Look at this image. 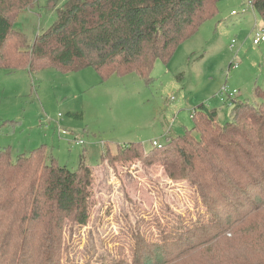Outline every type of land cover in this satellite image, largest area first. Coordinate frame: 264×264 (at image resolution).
Listing matches in <instances>:
<instances>
[{
    "label": "trees",
    "instance_id": "obj_1",
    "mask_svg": "<svg viewBox=\"0 0 264 264\" xmlns=\"http://www.w3.org/2000/svg\"><path fill=\"white\" fill-rule=\"evenodd\" d=\"M221 1L66 0L58 6L49 0L45 8L55 10L56 19L29 44L16 24L38 0H0V69L34 74L92 67L102 80L135 73L149 82L156 61L168 64L181 44L218 16ZM251 2L264 23V0ZM222 93L232 105L225 123L201 103L193 127L162 146L146 151L132 142L116 153L103 151L101 163L112 156L148 164L159 159L169 178L197 190L208 214L190 227L164 231L158 243L138 244L131 264L183 262L204 253H217V264H264V88L255 90L257 104ZM93 176L86 154L70 170L45 144L17 157L0 148V264H64V232L87 223ZM224 233L245 237L243 251L210 244Z\"/></svg>",
    "mask_w": 264,
    "mask_h": 264
},
{
    "label": "rangeland",
    "instance_id": "obj_2",
    "mask_svg": "<svg viewBox=\"0 0 264 264\" xmlns=\"http://www.w3.org/2000/svg\"><path fill=\"white\" fill-rule=\"evenodd\" d=\"M58 1L61 6L66 0ZM249 2L222 0L218 16L181 44L168 64L156 61L149 82L135 73L102 80L92 67L34 74L0 69V148L17 157L45 144L60 165L76 170L86 154L93 169L90 217L83 226L66 228L64 264H131L138 244L158 243L164 231L208 218L197 190L169 178L159 159L148 164L112 156L101 163V156L132 142H142L146 151L164 145L193 127L192 114L201 103L215 108L225 123L232 105L221 95L224 86L239 91L237 101L261 102L255 90L264 88V43L254 45L253 37L264 23ZM48 3L38 0L19 16L16 27L29 44L56 19ZM235 63L237 69L229 68ZM80 112L82 117L70 115ZM218 239L210 244L239 253L246 240L225 233ZM218 261L217 253H204L168 264Z\"/></svg>",
    "mask_w": 264,
    "mask_h": 264
},
{
    "label": "built area",
    "instance_id": "obj_3",
    "mask_svg": "<svg viewBox=\"0 0 264 264\" xmlns=\"http://www.w3.org/2000/svg\"><path fill=\"white\" fill-rule=\"evenodd\" d=\"M249 6L252 7V2L250 0L249 2ZM238 12L236 11H232V15H235L237 14ZM235 43V40H233V43L231 45V48L233 49L234 48V44ZM253 43L254 45H260L262 43H264V26L263 27H260L258 29H256L255 33H254V37H253ZM238 68V64L235 63L234 65H232L230 68ZM223 91L226 92L228 95H229V98L230 99H233L236 95H237V91L236 90H232V91H229L228 87L227 86H224L223 87ZM80 143H83V141H80ZM153 144H156V141H154Z\"/></svg>",
    "mask_w": 264,
    "mask_h": 264
},
{
    "label": "crops",
    "instance_id": "obj_4",
    "mask_svg": "<svg viewBox=\"0 0 264 264\" xmlns=\"http://www.w3.org/2000/svg\"><path fill=\"white\" fill-rule=\"evenodd\" d=\"M250 8L253 9L252 7H250ZM251 9H249V10H251ZM231 13H232V12H231ZM236 69H237V68H236ZM222 89H223V88H222ZM222 89H221V90H222ZM238 94H239V91H238V93H237V95H236L235 98H237ZM221 95L225 96V94H223L222 91H221Z\"/></svg>",
    "mask_w": 264,
    "mask_h": 264
}]
</instances>
